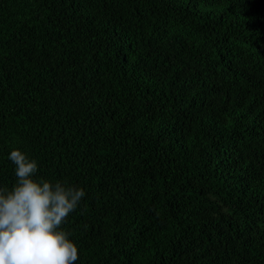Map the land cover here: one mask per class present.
Masks as SVG:
<instances>
[{"label":"trees","instance_id":"obj_1","mask_svg":"<svg viewBox=\"0 0 264 264\" xmlns=\"http://www.w3.org/2000/svg\"><path fill=\"white\" fill-rule=\"evenodd\" d=\"M13 148L85 188L75 264H264V0H0Z\"/></svg>","mask_w":264,"mask_h":264},{"label":"clouds","instance_id":"obj_2","mask_svg":"<svg viewBox=\"0 0 264 264\" xmlns=\"http://www.w3.org/2000/svg\"><path fill=\"white\" fill-rule=\"evenodd\" d=\"M7 158L15 181L0 185V264H75L78 246L61 226L85 188L39 176L37 160L19 148Z\"/></svg>","mask_w":264,"mask_h":264}]
</instances>
